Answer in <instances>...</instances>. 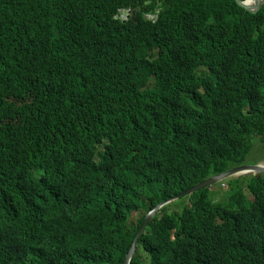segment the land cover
Wrapping results in <instances>:
<instances>
[{
  "label": "trees",
  "instance_id": "trees-1",
  "mask_svg": "<svg viewBox=\"0 0 264 264\" xmlns=\"http://www.w3.org/2000/svg\"><path fill=\"white\" fill-rule=\"evenodd\" d=\"M252 138L264 3L0 0V264H123ZM130 264H264V174L162 207Z\"/></svg>",
  "mask_w": 264,
  "mask_h": 264
},
{
  "label": "water",
  "instance_id": "water-1",
  "mask_svg": "<svg viewBox=\"0 0 264 264\" xmlns=\"http://www.w3.org/2000/svg\"><path fill=\"white\" fill-rule=\"evenodd\" d=\"M235 4L240 7L241 9H243L244 11L254 14L256 13L263 5L264 0H253V4L251 3H247V0H234ZM131 11L127 10V11H121L120 13L122 14H129ZM146 19V17H145ZM257 174H264V164L259 163L256 165H241L235 168H231L221 174L215 175L213 177H210L208 179H206L205 181H203L202 183H199L195 186H193L192 188L172 197L171 199H169L168 201H165L163 203H160L159 205H157L153 210H151L144 218L142 224L140 225L138 232L133 240L132 243V247L130 249V251L128 252V254L125 257L124 263L123 264H130L131 259L133 257L135 248L137 246V242L138 239L140 238V236L143 234L147 224L149 223V221L152 219V217L156 214V212L158 210H160L162 207L175 202L181 198H186L191 196L192 194L203 190V189H207L210 188L222 181L228 180L230 178H237V177H243V176H255Z\"/></svg>",
  "mask_w": 264,
  "mask_h": 264
},
{
  "label": "rangeland",
  "instance_id": "rangeland-1",
  "mask_svg": "<svg viewBox=\"0 0 264 264\" xmlns=\"http://www.w3.org/2000/svg\"><path fill=\"white\" fill-rule=\"evenodd\" d=\"M127 16H128V14L120 13V18L123 20L127 19ZM263 158H264L263 145L261 143H259V141L256 138H252V149L245 159V164L246 165L258 164L259 162L264 161ZM226 187L227 186H225L223 184L221 186H219V189H221V190L218 191L219 195L214 197L215 200H219L221 198L223 199L226 196L227 190H228ZM215 189H214V191H215ZM245 196L248 199L250 198V196L248 194H246Z\"/></svg>",
  "mask_w": 264,
  "mask_h": 264
},
{
  "label": "clouds",
  "instance_id": "clouds-1",
  "mask_svg": "<svg viewBox=\"0 0 264 264\" xmlns=\"http://www.w3.org/2000/svg\"><path fill=\"white\" fill-rule=\"evenodd\" d=\"M124 11H127V10H124ZM128 15H129V14H128ZM127 17H128V16H127ZM147 18L154 19L155 16H151V15H149ZM124 20H126V19H124ZM260 163L264 164L263 162H260ZM258 164H259V163H258ZM244 165H246V164H244Z\"/></svg>",
  "mask_w": 264,
  "mask_h": 264
},
{
  "label": "bare ground",
  "instance_id": "bare-ground-1",
  "mask_svg": "<svg viewBox=\"0 0 264 264\" xmlns=\"http://www.w3.org/2000/svg\"><path fill=\"white\" fill-rule=\"evenodd\" d=\"M247 3L253 4V0H247ZM222 183V182H221ZM220 184V183H219Z\"/></svg>",
  "mask_w": 264,
  "mask_h": 264
}]
</instances>
